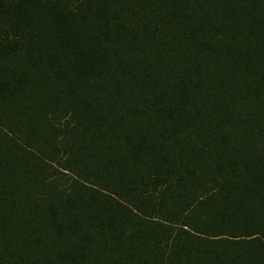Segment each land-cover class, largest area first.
Returning <instances> with one entry per match:
<instances>
[{
  "label": "trees",
  "instance_id": "trees-1",
  "mask_svg": "<svg viewBox=\"0 0 264 264\" xmlns=\"http://www.w3.org/2000/svg\"><path fill=\"white\" fill-rule=\"evenodd\" d=\"M0 264H264V0H0Z\"/></svg>",
  "mask_w": 264,
  "mask_h": 264
}]
</instances>
